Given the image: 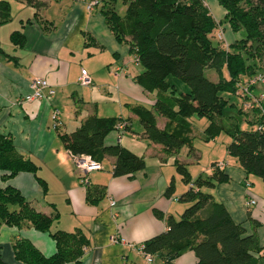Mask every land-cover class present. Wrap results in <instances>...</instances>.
<instances>
[{
  "label": "crops",
  "instance_id": "crops-1",
  "mask_svg": "<svg viewBox=\"0 0 264 264\" xmlns=\"http://www.w3.org/2000/svg\"><path fill=\"white\" fill-rule=\"evenodd\" d=\"M8 4V11L0 16V136L11 141L13 152L35 165V172L10 171L0 168V187L15 188L35 210L56 217L50 231H40L31 225H0V260L3 264H27L17 258L22 241L29 242L41 255L50 257L57 252L51 233L61 230L79 233L86 240L78 261L65 264H200L193 250H185L171 263L154 255L147 262L136 249L145 240L167 229L166 218L179 219L189 205L179 196L189 187L176 171L174 161L186 166L198 163L200 154L193 147L167 152L162 145L152 142L143 134L138 117L131 108L143 105L152 108L155 92L139 86L134 76L143 68L134 60L129 42H118L106 23L102 5L87 9L81 0H0ZM214 20L219 23L211 34L223 39L218 44L227 48L236 40L222 26L226 10L218 0H201ZM123 15L126 5L118 10ZM36 3H39L36 5ZM229 29L233 33L230 25ZM23 35L20 44L12 40L14 32ZM235 33V32H234ZM81 69L91 79L88 85L80 83ZM35 77L45 78L54 94L40 100L23 101ZM177 84V83H176ZM59 112V124L54 126L52 113ZM92 114L102 118L119 119L105 137L106 145L120 144L142 156L145 167L130 175L114 176V157L106 156L100 162L101 170L88 173L83 184L69 150L61 135L74 131ZM157 125L165 127L167 120L156 116ZM124 122L119 131L117 125ZM208 124V121H207ZM205 125V127L207 126ZM213 140V139H212ZM218 145L219 157L215 162L228 179L212 188H201L213 199L222 202L233 220L242 223L248 232H255L264 247V182L254 177L247 196L246 171L237 159ZM226 156H230V161ZM222 164V165H221ZM213 170V167H207ZM192 179L198 173L192 174ZM211 175V171L208 173ZM174 181V193L166 189ZM182 180V181H181ZM248 181V180H247ZM258 184H256V183ZM261 189V190H260ZM256 198V204L245 206L247 197ZM115 201V205H111ZM154 210L161 211L158 218ZM249 217L257 225H252ZM115 236L118 240L113 241ZM123 240V241H122ZM260 264H264V250Z\"/></svg>",
  "mask_w": 264,
  "mask_h": 264
},
{
  "label": "trees",
  "instance_id": "trees-1",
  "mask_svg": "<svg viewBox=\"0 0 264 264\" xmlns=\"http://www.w3.org/2000/svg\"><path fill=\"white\" fill-rule=\"evenodd\" d=\"M34 2V0H26ZM126 5L121 15L115 8L116 0H101L105 20L118 42H129L130 52L143 70L133 78L148 92H155L152 108L135 105L131 108L138 117L144 136L158 143L170 153L177 152L190 141V122L193 115L206 117L205 139H212L220 132L231 134L232 141L227 152L235 157L248 174H254L264 181V126L257 109H244L242 102L239 113L250 115L247 119L254 126L241 130L233 115L225 118L222 114L226 102L220 96L222 91L235 92L241 77L264 70L256 58L264 52V0H218L226 10L224 20L233 32L241 29L245 35L237 38L227 48L214 44L212 32L218 24L201 0H121ZM39 3H36L38 5ZM8 11V4L0 1V16ZM219 39V38H218ZM12 40L20 44L23 35L12 34ZM254 42V45H253ZM255 42L257 44H255ZM213 69L217 80H210L205 71ZM226 69L228 78L223 76ZM184 83L186 91L178 92L177 85L169 78ZM156 116L167 120L165 127L157 125ZM116 118H102L92 114L84 119L72 132L64 133L61 139L72 154H84L101 161L114 157V176L130 175L145 167V161L129 149L116 143L105 144V137ZM176 171L189 185L178 200L189 205L179 219L168 216L167 229L144 241L143 250L171 263L185 250H193L200 264H260L264 247L255 232L231 217L222 202L201 188H212L227 181V174L212 164L211 175H198L192 179L187 166L174 161ZM0 168L10 171L8 177L19 170L35 172V165L23 160L13 152L11 141L0 136ZM172 180L166 195L174 193ZM155 216L163 218L161 211L154 210ZM56 217L47 216L35 210L13 187H0V225H31L40 231H50ZM252 225H257L250 217ZM57 244V252L50 256L41 255L29 242L22 241L17 258L27 264H65L83 253L86 240L79 233L57 230L51 233ZM0 264H3L0 260ZM123 264H137L125 261Z\"/></svg>",
  "mask_w": 264,
  "mask_h": 264
},
{
  "label": "built area",
  "instance_id": "built-area-1",
  "mask_svg": "<svg viewBox=\"0 0 264 264\" xmlns=\"http://www.w3.org/2000/svg\"><path fill=\"white\" fill-rule=\"evenodd\" d=\"M81 1L85 3L87 9L89 10H92L101 3V0ZM218 38L223 39V32L221 30L218 33ZM80 83L82 85H88L91 83V79L85 69H81ZM29 88L30 91L21 97L23 101L40 100L50 97L54 94V89L51 84L42 77H35L32 79ZM236 94L240 97L244 109H257L259 115L263 118V122L258 125V129H261L264 126V70L257 71L254 74L246 77L244 80L239 81L237 83ZM52 119L54 120V126L57 127L59 124L58 110L53 111ZM117 128L119 131H122L125 128L124 122L119 123ZM70 155L73 160V164L80 175L81 182L84 185L88 183V173L102 169L101 162L91 158L88 155H76L72 153H70ZM192 186L194 187V184L190 182L189 187ZM250 186L251 183L246 180V189H249ZM256 202L257 201L255 197H247L245 200V206L250 208L255 205ZM111 205H115V201H111ZM112 240L117 241L118 239L113 236ZM143 248V244H139L136 247V249L143 255V258L147 262H151L153 260V256L150 253H146Z\"/></svg>",
  "mask_w": 264,
  "mask_h": 264
},
{
  "label": "rangeland",
  "instance_id": "rangeland-1",
  "mask_svg": "<svg viewBox=\"0 0 264 264\" xmlns=\"http://www.w3.org/2000/svg\"><path fill=\"white\" fill-rule=\"evenodd\" d=\"M122 6H123V4L121 5V2H120L118 4V10H120L121 13H123V10H124V8L123 9L121 8ZM222 26L225 29V32H226L225 35L226 36H228V33H231L234 36H236V38L239 39L245 35V31L243 29H241L238 32L232 33L231 30L229 29V24L225 20H223ZM212 40H213L214 44H218V39L215 35H213ZM255 44H257V43L255 42ZM253 45H254V42H253ZM130 53H131L133 59L136 60L135 53L134 52H130ZM256 61H258L259 66L262 69H264V52L260 58H256ZM222 73H223L224 77L228 78V74H227L226 69H223ZM205 74L210 80H213V81L217 80V73L215 70L207 69L205 71ZM243 76H245V75H242L241 77H243ZM241 77H240V80L242 81ZM169 80L177 83L176 88H177L178 92H182V91L187 90V86L184 83H182V82H180V81H178L172 77H170ZM220 96L226 102V104L223 108V112H222V114L225 118L226 117L229 118L228 117L229 115H233L234 120L238 123L239 128L241 130L254 129V126L249 124V122L247 121V119L251 118V116H250L251 114L247 115L245 117V114L239 113V111H238V109L241 107V99L236 94V91L235 92L228 91V90L222 91V92H220ZM188 121L190 122V125H191L190 126V132H189L190 141H191L192 146L198 150V152L200 154V158L198 160V163H195L194 165H189V166H187V168L192 172V174L198 173V174H201L204 176V175H208V173L210 171L212 174L213 170L208 169L207 167L210 168L213 163L218 162V161H222L223 157H224V155H222V157H219V152H220L219 148L214 150L212 147H214L215 145H218V147L222 146V149L225 150L226 142L232 141L231 134H229L226 131H222L217 136L212 138L213 140L212 139L206 140L205 134H204L205 125L207 124V121H208L206 119V117L193 115V116L188 118ZM185 147H186V145L184 147H182V149H186ZM226 157L230 161V156H226ZM247 176H248L247 180L254 184V177H256V176L254 174H248V173H247ZM262 183H264V182H262ZM188 187H189V185H188ZM253 188L254 187L246 190L247 196H249L251 193H253V191L255 192V190ZM261 191H262V194H264L263 188Z\"/></svg>",
  "mask_w": 264,
  "mask_h": 264
}]
</instances>
